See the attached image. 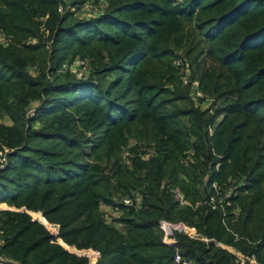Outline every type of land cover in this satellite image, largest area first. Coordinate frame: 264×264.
<instances>
[{"label": "trees", "instance_id": "obj_1", "mask_svg": "<svg viewBox=\"0 0 264 264\" xmlns=\"http://www.w3.org/2000/svg\"><path fill=\"white\" fill-rule=\"evenodd\" d=\"M100 1L0 0V255L264 264V0ZM161 219L198 237L168 246Z\"/></svg>", "mask_w": 264, "mask_h": 264}, {"label": "built area", "instance_id": "obj_2", "mask_svg": "<svg viewBox=\"0 0 264 264\" xmlns=\"http://www.w3.org/2000/svg\"><path fill=\"white\" fill-rule=\"evenodd\" d=\"M75 62H76V64H78L77 68H79V69H77L78 73H79L78 75L83 77V78H86L87 73H88V69H89L88 64L85 61L80 60V59H77ZM197 86H198V83L193 82V89H196ZM197 93H198V95H201L200 92H197ZM35 110H36L35 106L31 107L29 109V112H28L29 115H34ZM7 152H9V151L8 150H5V151L0 150V163L1 164H3L6 161V153ZM128 154L129 153L126 152L125 156ZM175 192L177 193V195L180 197V199L183 202L182 194L179 191H175ZM231 194H232L231 191L225 192L226 196H229ZM221 201L222 200L220 199L219 202H221ZM124 203H126L128 205H134V204L139 205L140 199L136 198V200H134L133 198L126 197L124 199ZM0 206H1V204H0ZM0 208L4 209L5 207L2 206ZM159 227H160L161 231L163 232V240H162L163 243L168 245V246H171V247H176V238L174 236L175 231L184 232L191 237H198V234L191 227H189L187 224H185L183 222H176L175 223V222L168 221L166 219H161L159 221ZM219 244L221 246H224L225 248H227L233 254H235L236 260H235L234 264H245L246 257L240 251H238L237 249H235L232 246H227V245H224L222 243H219ZM83 251H86L87 253L86 254H80L79 253V254L87 256L89 258L90 264H95L98 261V258L100 257V253L98 251H95L93 249H88V250H83ZM89 251L92 253L91 259L89 256V253H90ZM92 261H94V262H92ZM174 261L177 264H192L191 262H189L188 260L183 258L179 251H177L176 254L174 255ZM252 261H254V260H252ZM0 264H17V263L12 262L9 259H7L6 257L0 255Z\"/></svg>", "mask_w": 264, "mask_h": 264}, {"label": "rangeland", "instance_id": "obj_3", "mask_svg": "<svg viewBox=\"0 0 264 264\" xmlns=\"http://www.w3.org/2000/svg\"><path fill=\"white\" fill-rule=\"evenodd\" d=\"M100 5L103 6L104 5V1H100ZM100 7L93 4V2H90L88 3L86 6H84L80 12V15L79 16H84V17H90L92 15H96L97 13L100 12ZM176 55H177V60H176V63L179 64V65H182L183 64V61L185 58V51L184 50H176ZM87 63V62H86ZM78 64H76L75 61L71 62V63H65V66L63 68V71H71L72 73H74L75 75H78V70L79 68H77ZM79 76V75H78ZM81 77V76H80ZM179 79H181L182 81V85L183 86H186L187 84H189V81H190V78L188 76V73L187 71L185 70V68L183 66L180 67V70H179ZM193 82H196V81H193ZM208 102V101H207ZM209 103V102H208ZM0 121H3V122H9V120H5L4 118H0ZM7 207L6 204H1L0 207ZM103 212H105V215L106 217L109 219V221H112V218L113 216L115 215H119L118 211H116L113 207H103L102 208ZM34 217V216H33ZM50 230V229H49ZM53 234H57L58 232V227L56 225L53 224V227H51V230H50ZM55 234V235H56ZM68 248V247H67ZM70 251L72 252H76V253H80V254H86L87 252L86 251H83V250H78V249H74V248H68ZM90 252V251H89ZM89 256H90V259L92 257V253L90 252L89 253ZM94 262V261H92Z\"/></svg>", "mask_w": 264, "mask_h": 264}, {"label": "water", "instance_id": "obj_4", "mask_svg": "<svg viewBox=\"0 0 264 264\" xmlns=\"http://www.w3.org/2000/svg\"><path fill=\"white\" fill-rule=\"evenodd\" d=\"M27 212L30 214V215H32L31 214V212L32 211H29V210H27ZM43 217H44V215H43ZM34 218V217H33ZM45 218V217H44ZM34 220H38V219H36V218H34ZM38 221H40V220H38ZM40 222H42V221H40ZM43 224H45L46 225V223H44V222H42ZM47 226V225H46ZM58 227V226H57ZM48 228V227H47ZM49 229V228H48ZM52 233V232H51ZM53 234V233H52ZM57 234H58V232H57ZM57 234L55 235V234H53V235H55V236H57ZM60 238H58V240H59ZM60 240H62V239H60ZM63 241V240H62ZM60 242V241H59ZM65 248H67L62 242H60ZM68 249V248H67ZM69 250V249H68Z\"/></svg>", "mask_w": 264, "mask_h": 264}]
</instances>
